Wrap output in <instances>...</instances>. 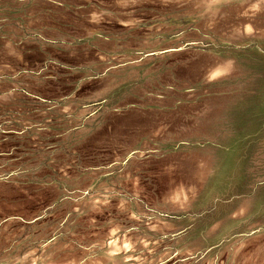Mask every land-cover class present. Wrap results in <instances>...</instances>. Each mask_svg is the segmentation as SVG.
<instances>
[{"label": "rangeland", "instance_id": "374dc122", "mask_svg": "<svg viewBox=\"0 0 264 264\" xmlns=\"http://www.w3.org/2000/svg\"><path fill=\"white\" fill-rule=\"evenodd\" d=\"M0 264H264V0H0Z\"/></svg>", "mask_w": 264, "mask_h": 264}]
</instances>
